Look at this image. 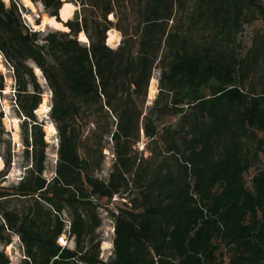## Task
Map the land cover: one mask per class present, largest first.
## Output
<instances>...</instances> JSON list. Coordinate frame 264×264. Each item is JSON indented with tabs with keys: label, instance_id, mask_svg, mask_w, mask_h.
I'll return each mask as SVG.
<instances>
[{
	"label": "trees",
	"instance_id": "obj_1",
	"mask_svg": "<svg viewBox=\"0 0 264 264\" xmlns=\"http://www.w3.org/2000/svg\"><path fill=\"white\" fill-rule=\"evenodd\" d=\"M31 1L60 23L63 0ZM74 2L92 19L67 21V32L49 33L41 45L39 32L23 23L20 0L9 6L0 0V54L14 72L30 162L15 186H2L0 172V243L7 247L16 236L24 264H264V166L257 168L264 154V32L244 54L234 42L243 23H264V4L194 0L190 22L213 34L204 42L163 28L173 18V0H143L137 25L128 0ZM122 8L131 26H115L124 39L114 50L106 45L114 28L108 16L119 20ZM81 33L90 47L79 41ZM30 63L54 94L59 146L52 179L44 177L48 144L35 116L42 90ZM155 67L159 93L144 116L138 101L146 99ZM87 111L117 115L115 129L96 121L86 137L100 133V148L112 137L116 162L108 181L95 175L102 160L92 165L80 154ZM166 117L178 118L176 125L160 128ZM140 130L149 156L139 159L133 147ZM4 162L8 169L11 160ZM100 209L114 221L108 262L101 259ZM63 235L75 249L59 244ZM0 264H10L4 252Z\"/></svg>",
	"mask_w": 264,
	"mask_h": 264
},
{
	"label": "rangeland",
	"instance_id": "obj_2",
	"mask_svg": "<svg viewBox=\"0 0 264 264\" xmlns=\"http://www.w3.org/2000/svg\"><path fill=\"white\" fill-rule=\"evenodd\" d=\"M7 6H9V2L3 0ZM33 3L31 0H27ZM174 1V8H173V18L172 20H166L162 23V26L167 31H171L177 28L190 38L201 40L204 42H209L213 39V34L211 31H205L201 25H195L190 22V19L194 13V0H181L180 6L179 3ZM64 7H68L67 11L62 12L60 11V16L63 18L64 21L75 20L76 18H82L88 16L91 20L93 15L90 9H81V7L77 6L74 0H63ZM129 8L132 10V20L134 25H137V17L140 11L144 10V3L143 0H128ZM264 4V0H261ZM20 3L23 5L24 10L22 11V20L25 26H27L30 30L34 32H39V43L44 45V39L49 33L63 31L67 32L64 28L62 23H59L61 26L59 28L52 25V21L48 17V15L44 11V7H35L33 5H27L26 0H20ZM63 7V8H64ZM118 18L119 20L115 19V17L111 14L108 16V20L114 22V28L107 32V39L106 45L109 46L111 49L117 50L123 41L122 32L119 31V27L124 28L127 30L129 28V23L126 20L127 9L122 8L118 9ZM82 12V13H81ZM38 21L40 25H38ZM54 22H57L56 19H53ZM49 22V23H48ZM132 22V21H131ZM58 23V22H57ZM117 26L118 28H116ZM132 30V29H131ZM130 30V31H131ZM116 31L119 36V41L113 45L109 44L110 41V32ZM258 32H264V23L256 18L251 23H243L242 28L240 29L239 33L235 38V47L241 53H245L248 49L251 48L253 39ZM82 34V33H81ZM79 35L78 39L82 45L86 47H90V40L87 37L88 41L83 43L81 37ZM160 34L159 36H161ZM167 51L165 43L162 44L160 56ZM31 67H34V71L36 66L33 63H30ZM157 66V65H156ZM5 70L8 73H5ZM37 80L40 84V88L42 90V104L44 103V99L47 98L48 103L47 107L49 112L40 115L37 111L35 112V116L37 121L44 126V132L46 134L45 140L48 144L46 150V171L44 172V177L46 179H52L55 175L56 165H57V150L59 146V134L56 129V124L54 123L53 119L51 118V110L53 107V99L54 94L50 89L47 81L45 80L44 76L42 80L44 81L45 85L42 84L40 78L37 75ZM43 75V74H42ZM161 78V71L159 67H155L152 74L151 84L148 89V94L146 99L144 97L139 98V105L140 109L143 111L144 116L149 113L154 100L156 99L159 93V81ZM153 80H156V94L154 96L151 95V87ZM18 89L15 80H14V73L4 58L0 54V134L2 135V143L0 144V158L3 161V166L0 167V172L4 170L6 173L5 182L2 186L5 187H12L17 184L26 176L27 169L30 168V162L28 161L27 151L24 144L23 132L21 126L24 122V117L20 114V110L16 103V97ZM29 91L32 93L33 88L30 86ZM41 107V106H39ZM109 115H105L104 117H98L94 115V112L87 111L85 124H87L85 136L81 143V151L80 154L84 159L90 158L92 165H95L97 161L102 160L101 169L96 171L95 175L102 181H108L109 175L112 171V167L116 162V153H115V146L114 142L111 140V136H106L102 143V148L98 145V137H93L90 141L86 140V137H89V134L95 130L97 127L96 121L100 123L101 127L105 126L107 123L115 129L116 114L108 113ZM43 116V117H42ZM107 118V120H106ZM178 118L176 117H166L163 118L162 121L159 123L160 128L169 125H176ZM16 122V123H15ZM16 124L19 126V130L16 129ZM49 124L51 127H49ZM141 127L142 122H141ZM58 144V146H56ZM148 144V139L145 137L144 131L140 130V141L136 143L133 147L134 154L140 158H147L149 153L147 152L146 145ZM101 152V153H100ZM11 160L10 167L7 169L5 168L4 160ZM139 163V161H138ZM264 166V154L261 155V161L257 164V168H261ZM255 170H252L251 173L247 176L249 178L254 174ZM250 185V181H249ZM117 200V199H114ZM119 201H126L124 199H120ZM16 204V203H14ZM110 209H115L114 204L107 205ZM99 214L102 219V226L99 229V237L102 241L101 247V259L104 262H108L114 255V248H113V240L115 238L114 233V221L110 217L109 213L106 212L105 209H100ZM65 219L68 221L69 218L65 216ZM63 240V243L61 242ZM59 244L63 247H67L70 249H75V243L72 239L68 238L67 235H63L60 240ZM112 244V249L110 248ZM0 252H4L9 260L10 264H24L25 254L23 250V246L19 239L16 236H13L12 243L9 246H5L0 243Z\"/></svg>",
	"mask_w": 264,
	"mask_h": 264
},
{
	"label": "bare ground",
	"instance_id": "obj_3",
	"mask_svg": "<svg viewBox=\"0 0 264 264\" xmlns=\"http://www.w3.org/2000/svg\"><path fill=\"white\" fill-rule=\"evenodd\" d=\"M5 1H6V2H9V0H5ZM27 5H31V6H32L33 3L27 1ZM37 5H38L39 7H42V5H41L40 3H37V4H35V7H36V8H37ZM67 8H68V7H64L63 10H62V12H64V11L66 12V11H67ZM67 12H68V11H67ZM50 20L52 21V25H54L55 27L59 28V27L61 26L59 23L54 22L53 19H50ZM48 23H49V22H48ZM109 36H110V41H109V44H110V45H113V44H115V43H117V42L119 41V36H118V33H117L116 31H111L110 34H109ZM80 38L82 39L83 43H86V42L88 41L87 37H86L85 34H83V33L81 34V37H80ZM35 72H37V75H38V77L40 78L42 84L45 85L44 81L42 80L43 75H42L41 71H40L38 68H35ZM5 73H8V71L5 70ZM155 94H156V80H153V82H152V87H151V95L154 96ZM47 103H48V100H47V98H45V99H44V103L41 104L40 109L37 111L38 113H40V115H44V114H46V113L49 112L48 107H47ZM42 117H43V116H42ZM15 123H16V122H15ZM15 127H16V129H17V131H18V130H19V126L16 124ZM49 127H51L50 124H49ZM56 146H58V144H57ZM2 166H3V161H2V159L0 158V167H2ZM113 234H114V233H113ZM110 248L112 249V244H111Z\"/></svg>",
	"mask_w": 264,
	"mask_h": 264
},
{
	"label": "water",
	"instance_id": "obj_4",
	"mask_svg": "<svg viewBox=\"0 0 264 264\" xmlns=\"http://www.w3.org/2000/svg\"><path fill=\"white\" fill-rule=\"evenodd\" d=\"M56 20H57V19H56ZM57 21H58V20H57ZM58 22H59V21H58ZM60 23H62L63 26H65L64 23H66V21H64L63 18H62L61 16H60ZM32 68H34V67H32ZM41 73H42V72H41Z\"/></svg>",
	"mask_w": 264,
	"mask_h": 264
},
{
	"label": "snow or ice",
	"instance_id": "obj_5",
	"mask_svg": "<svg viewBox=\"0 0 264 264\" xmlns=\"http://www.w3.org/2000/svg\"><path fill=\"white\" fill-rule=\"evenodd\" d=\"M26 2H27V0H26ZM61 242L63 243V240Z\"/></svg>",
	"mask_w": 264,
	"mask_h": 264
},
{
	"label": "built area",
	"instance_id": "obj_6",
	"mask_svg": "<svg viewBox=\"0 0 264 264\" xmlns=\"http://www.w3.org/2000/svg\"><path fill=\"white\" fill-rule=\"evenodd\" d=\"M13 70V69H12ZM14 73V72H13Z\"/></svg>",
	"mask_w": 264,
	"mask_h": 264
}]
</instances>
